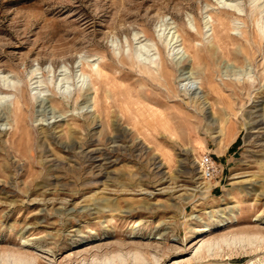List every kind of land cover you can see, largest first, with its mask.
<instances>
[{"label": "rangeland", "instance_id": "obj_1", "mask_svg": "<svg viewBox=\"0 0 264 264\" xmlns=\"http://www.w3.org/2000/svg\"><path fill=\"white\" fill-rule=\"evenodd\" d=\"M0 97L1 262L264 264V0H0Z\"/></svg>", "mask_w": 264, "mask_h": 264}, {"label": "bare ground", "instance_id": "obj_2", "mask_svg": "<svg viewBox=\"0 0 264 264\" xmlns=\"http://www.w3.org/2000/svg\"><path fill=\"white\" fill-rule=\"evenodd\" d=\"M225 25V24H224ZM244 36H246V35H244ZM247 38V37H246ZM250 40V39H249ZM179 42V41H178ZM192 46V45H191ZM194 48V47H193ZM192 49V48H191ZM189 50H190V48H189ZM192 51H194V50H192ZM250 51V50H249ZM142 53V52H141ZM194 53V52H193ZM164 64V63H163ZM99 69V68H98ZM97 69V70H98ZM101 70V69H100ZM96 73H100L99 71L98 72H96ZM103 73V72H102ZM34 76V75H33ZM108 76V75H107ZM106 76V77H107ZM103 79V78H102ZM105 80H107V78L105 79ZM101 82H102V80H101ZM107 82V81H106ZM107 87V86H106ZM214 88V87H213ZM112 89V88H111ZM189 89H190V91H192V94H195V95H198V96H196V97H194V99L196 98L197 99V101H199L201 104H203V106H204V108H206V109H208V107H207V105L209 104L206 100H207V98H206V96H201L200 94V92H199V89L200 88H198V87H195L194 85H191L190 87H189ZM209 89H210V87H209ZM216 89V88H215ZM113 90V89H112ZM114 90H115V88H114ZM211 90V89H210ZM212 91H214L213 89H212ZM97 92V91H96ZM104 93V92H103ZM106 94V93H105ZM116 96V95H115ZM4 98V97H3ZM2 98V99H3ZM0 99H1V97H0ZM104 100V99H103ZM97 101H98V99H97ZM19 103V102H18ZM107 104V103H106ZM96 106V105H95ZM209 106V105H208ZM106 108V107H105ZM108 109V108H107ZM106 109V110H107ZM121 109H122V107H121ZM123 110H124V108H123ZM140 110H141V108H140ZM109 111H110V108H109ZM157 112V111H156ZM159 112V111H158ZM106 113H107V111H106ZM110 113V112H109ZM108 113V114H109ZM142 115V114H141ZM162 115H164L163 113H162ZM152 116H155V115H151V117ZM160 118H161V116H159ZM164 118H165V116H164ZM155 120V119H154ZM168 120V119H167ZM170 122V121H169ZM168 122V125L170 126H172V124H170ZM155 123V122H154ZM160 123V122H159ZM155 125V124H154ZM161 125V124H160ZM163 126V125H162ZM155 127H157L156 125H155ZM166 127V126H165ZM154 128V127H153ZM160 129H161V127H160ZM164 129V128H163ZM207 229V230H206ZM205 230H203V231H210V229H208V228H206ZM158 239H160V238H158ZM234 240V239H233ZM200 242H202V240H199L198 242H196V244L195 245H198ZM224 242H228V241H226V240H220V241H204V243L200 246V247H198L197 249H196V251H195V254H194V258H192L191 260H188L187 262H184V260H182V259H176V260H174V262H173V264H200V262H203L204 260H206L207 261V258H210L211 259V257H223V254H222V252H221V249L223 248V243ZM25 246H31V245H33V243H30V241H28V239L27 240H24V243H23ZM228 244V243H227ZM23 246V245H22ZM228 247H230V246H228ZM47 251H49V250H46V252ZM9 258H11L10 256H8ZM3 258H4V256H3ZM13 259H12V261L9 259V260H7V256L4 258V259H6V260H3L2 262H1V260H0V264H38L37 263V259L35 258V257H33V256H31V255H28V254H24V253H19V254H17V255H13V257H12ZM2 259V258H1ZM155 260H157V259H155ZM145 261V258L140 254V253H136V257H135V263H142V262H144ZM158 261V260H157ZM182 262H184V263H182Z\"/></svg>", "mask_w": 264, "mask_h": 264}, {"label": "built area", "instance_id": "obj_3", "mask_svg": "<svg viewBox=\"0 0 264 264\" xmlns=\"http://www.w3.org/2000/svg\"><path fill=\"white\" fill-rule=\"evenodd\" d=\"M200 169L202 177L205 180L212 181L221 173L219 164L214 160L211 154L203 155L200 158Z\"/></svg>", "mask_w": 264, "mask_h": 264}]
</instances>
